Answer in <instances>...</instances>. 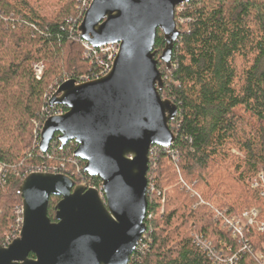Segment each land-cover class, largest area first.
<instances>
[{
	"label": "trees",
	"instance_id": "1",
	"mask_svg": "<svg viewBox=\"0 0 264 264\" xmlns=\"http://www.w3.org/2000/svg\"><path fill=\"white\" fill-rule=\"evenodd\" d=\"M89 2L0 0V245L21 229L17 188L28 173H63L101 188L74 157V141L59 148L55 137L46 152L38 146L44 120L66 111L48 105L57 85L92 76L105 61L98 49L83 54L77 28ZM175 19L171 70L158 61L160 94L177 106L175 140L149 149L146 231L128 264H227L196 245V233L221 256L235 255L234 264H252L264 252V0H190ZM164 44L158 30L156 58ZM33 62L43 63L40 79ZM59 199H49L51 221ZM252 206L263 229L233 234L229 219Z\"/></svg>",
	"mask_w": 264,
	"mask_h": 264
},
{
	"label": "water",
	"instance_id": "2",
	"mask_svg": "<svg viewBox=\"0 0 264 264\" xmlns=\"http://www.w3.org/2000/svg\"><path fill=\"white\" fill-rule=\"evenodd\" d=\"M190 0H91L78 25L81 39L94 47L117 43L107 74L99 79L61 82L48 105L63 114L48 116L38 146L46 152L74 141V157L101 181V188L75 183L67 174L35 171L20 182L19 234L0 245V264H128L146 231L149 149L175 140L170 121L177 106L162 97V61L172 68L180 31L175 9ZM164 39L159 58L157 31ZM58 196L55 221L48 217ZM33 256L30 257L29 255Z\"/></svg>",
	"mask_w": 264,
	"mask_h": 264
},
{
	"label": "built area",
	"instance_id": "3",
	"mask_svg": "<svg viewBox=\"0 0 264 264\" xmlns=\"http://www.w3.org/2000/svg\"><path fill=\"white\" fill-rule=\"evenodd\" d=\"M91 1V0H90ZM90 3V2H89ZM89 3H88V5H89ZM88 5H87V7H88ZM87 9V8H86ZM85 9V10H86ZM81 42H82V46H83V49H84V52H83V54L85 55V56H88L91 52H94L96 49H98L102 54H103V56L105 57V61H103V63H102V68H101V70L98 72V73H96V74H94V75H92V76H89V75H85V76H83V77H81L78 81H76V82H78V83H80V82H84V81H90V80H95V79H99V78H101L102 76H104L105 74H107L108 73V71H109V69H110V67H111V65H112V62H113V60H114V58H115V56H116V54H117V52H118V44L117 43H108V44H106V45H102V46H100V47H94V46H92L91 44H89L87 41H85V40H83V39H81ZM33 69H34V73H35V78L36 79H40V77H41V72H42V64H40V63H35L34 65H33ZM65 80H67V79H65ZM65 80H63V81H65ZM56 90V89H55ZM54 90V91H55ZM53 91V92H54ZM51 96V95H50ZM50 98V97H49ZM65 111H62V110H59V111H57V112H54L52 115H59V114H63ZM50 116V115H49ZM33 172H35V171H33ZM44 172H49L48 170L47 171H44ZM31 173V172H30ZM53 173H55V172H53ZM29 174V173H28ZM26 176V175H25ZM24 176V177H25ZM260 179H262V173L260 172ZM3 180H2V168H0V183L2 182ZM81 184H85V183H81ZM257 183L254 181L253 183H252V185H256ZM85 185H87V184H85ZM88 186V185H87ZM88 187H90V186H88ZM262 194H264V193H262ZM20 213H21V218H20V222H22V208H21V206H20ZM257 213H258V211H257V209L256 208H253V209H251V210H249V211H247L246 213H244V217L245 218H247V217H249V219H253V217H255L256 215H257ZM244 218V219H245ZM247 220V219H246ZM229 222H231L230 223V226L231 227H233V234H235V233H240V231H241V228L239 227V223L241 222L240 220H237V221H235V218L233 217V218H231V219H229ZM251 222H252V220H251ZM251 222L249 223V224H251ZM260 229H263V225H261V227H260ZM20 231V230H19ZM19 234V233H18ZM142 237H143V235H142ZM15 238V237H14ZM12 239H10V240H8V242H7V244L11 241ZM141 241V240H140ZM193 241L196 243V245H198L199 247H201L202 249H204V250H206L207 251V253L211 256V257H213L214 259H215V261H218V262H226L227 264H234V260L236 259L235 258V255H233V256H231V257H228V258H225V257H223V256H221L220 254H218V253H216V251H214L210 246H209V244L207 243V241L206 240H204V239H202V237L201 236H199V235H197V234H195L194 235V238H193ZM139 243V242H138ZM7 244H4V245H2V246H6ZM137 246H138V244H137ZM136 246V247H137Z\"/></svg>",
	"mask_w": 264,
	"mask_h": 264
},
{
	"label": "rangeland",
	"instance_id": "4",
	"mask_svg": "<svg viewBox=\"0 0 264 264\" xmlns=\"http://www.w3.org/2000/svg\"><path fill=\"white\" fill-rule=\"evenodd\" d=\"M35 63H40V64H42V72H41V75H42V73H43V63L42 62H33V64H32V67H33V65L35 64ZM163 63V62H162ZM34 70V69H33ZM63 82V81H62ZM60 84V83H59ZM58 84V85H59ZM58 85H57V87H58ZM56 87V88H57ZM55 88V89H56ZM52 95V94H51ZM35 123V122H34ZM35 125H37L36 123H35ZM33 134H34V129H33ZM259 170H262V168L259 166ZM176 172V170H172V173H175ZM253 208H256L257 209V211H258V207H247V208H245L239 215H236V216H233L234 218H235V221H237V220H240L241 222L238 224L239 225V227L243 230V229H245V228H254V229H257V230H262V229H260V227H261V225H263V222L262 221H259V219H258V217H257V215L255 216V217H253V219L251 218V219H249V217H247V218H245L243 215H244V213H246L247 211H249V210H251V209H253ZM258 214V213H257ZM233 217H231V218H233ZM245 218V219H244ZM247 219V220H246ZM251 220H252V222H251ZM251 222V224H249ZM232 233H233V231H232ZM197 234V233H196ZM238 235V234H237ZM262 248L264 249V244L262 245ZM256 254V256H257V258H255L253 261H252V264H255L257 261H262V262H264V252H260V251H257V252H255Z\"/></svg>",
	"mask_w": 264,
	"mask_h": 264
}]
</instances>
